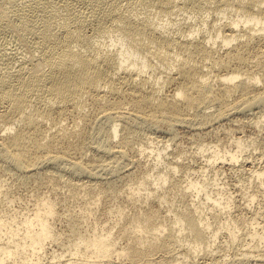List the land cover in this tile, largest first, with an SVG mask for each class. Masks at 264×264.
I'll return each mask as SVG.
<instances>
[{
    "label": "bare ground",
    "instance_id": "obj_1",
    "mask_svg": "<svg viewBox=\"0 0 264 264\" xmlns=\"http://www.w3.org/2000/svg\"><path fill=\"white\" fill-rule=\"evenodd\" d=\"M251 110L263 143L264 0H0V264L57 263L47 239L71 246L59 264H264L262 153L246 166L229 130L231 144L192 149L197 167L137 140L208 136ZM225 165L244 203L220 184Z\"/></svg>",
    "mask_w": 264,
    "mask_h": 264
},
{
    "label": "rangeland",
    "instance_id": "obj_2",
    "mask_svg": "<svg viewBox=\"0 0 264 264\" xmlns=\"http://www.w3.org/2000/svg\"><path fill=\"white\" fill-rule=\"evenodd\" d=\"M182 14H179V17H182L181 16ZM8 36L11 38V36L10 35H7V37L5 36V39H6V43H8L9 45H13V44H15L14 43V41L12 40V38L10 39H8ZM1 40H4V37H2L1 38ZM12 41V44L10 43V42ZM9 45H7V46H9ZM20 50V49H19ZM170 88H171V86H170ZM257 110H259V109H257ZM251 112H252V110H251ZM250 111L248 112V113H246V114H244V115H240V116H235V117H233V118H231V119H233L232 121H231V119H229V120H224L223 122L222 121H220V123H221V125L223 126L224 124V126L222 127L221 125H220V123L218 122V123H215L214 124V126L216 125V127H212L210 130L212 131H210V133L208 132V136H206L207 135V133L206 132H194L193 131V129H191L190 127H186V126H178L177 128H178V130L179 131H176L177 129H175L174 131H173V135H171L170 133H168V131H163L164 129L161 127H157L156 128V131H155V128L154 127H152V128H146L145 130L146 131H144V129H142L143 131H144V133H146L145 134V136L148 138H144L145 136H144V134H142L143 132H142V130L139 132L140 134L138 135V138H137V140L139 139H141V141H139L138 140V142H144L143 143V146H144V144L147 142L148 144L147 145H152V143L153 142H155L154 140H156V142H155V144L153 143V146H157L156 144L158 143V146H160V145H162V144H171V145H169L168 147H167V150H168V152H167V155L166 156H168L170 153L169 152H171L175 147H177V149H183L184 148V150H186V151H189L188 152V154H187V152L186 151H184V153H186L185 154V156H186V159L188 158V156H189V160H186L185 159V161L187 162V161H190L192 164H194V165H197V167L198 166H202L203 165V159H204V157H203V159H202V156H200V154H199V156L200 157H197V158H191L190 159V157H191V155L193 154V152L195 151V149H196V147L197 146H200L201 144H199V143H206V142H208V144L210 145V144H213V143H211L212 141H216L217 142V138L220 140V141H218L219 143H221L222 142V145H227V143H228V145L229 144H231V142H232V140H233V132H234V135L235 136H237L238 134V136H242L243 135V137H241V139H242V141L244 140V139H246V140H244L243 141V148L245 149L243 152H242V155L245 157V155H246V158H249V159H246L245 160V164H246V166H249V165H256V166H260V163H261V158H264V142L263 143H255V141L253 142L252 141V139L253 140H255V137H256V135H257V137H258V135H260V131H258V133H257V130L258 129H256L255 127H253L251 124V121H252V119L254 120V116H255V118H256V116L258 115V114H260V113H258V114H253V112L251 113ZM262 112V111H261ZM255 113V112H254ZM249 117H248V116ZM251 115V116H250ZM252 115H253V117H252ZM242 116V117H241ZM236 117H238L237 119H235ZM242 118V119H241ZM249 118H250V120H249ZM252 118V119H251ZM248 121H247V120ZM66 120V119H65ZM64 120V121H65ZM234 120H237V121H235L234 122ZM239 120V121H238ZM244 122V123H242V121ZM67 121V123L69 122V120H66ZM65 121V122H66ZM231 124H230V123ZM233 122V123H232ZM237 122V123H236ZM250 122V123H249ZM263 122H264V120H263ZM224 123V124H223ZM229 123V125H227ZM237 124V126H236V124ZM245 123H246V127H243V126H245ZM233 124V125H232ZM239 124L242 126V127H240L239 126ZM68 125H71V123H69ZM220 125V126H219ZM227 125V126H226ZM234 126L233 128H231L232 126ZM249 125V126H248ZM231 126V127H230ZM251 126V127H250ZM185 127V128H184ZM217 127H219L218 129H217ZM226 127H228V128H226ZM233 130H231L230 128ZM238 127V129H236ZM241 128V130H240V128ZM254 128V130H252L253 128ZM183 128V129H182ZM187 128V129H186ZM190 128V129H189ZM220 128H221V131H219L220 130ZM251 130H250V129ZM153 131H152V130ZM161 129V130H160ZM163 129V130H162ZM186 129V130H185ZM217 131H216V130ZM226 129H228V130H226ZM242 129H244V131L242 130ZM149 130V131H148ZM159 130V131H158ZM192 130V131H191ZM232 132V133H230V131ZM237 130V131H236ZM152 131V132H151ZM229 131V133L227 134V132ZM241 131H243L242 133H240ZM255 132V133H253V132ZM149 132H150V134H149ZM161 132H163V133H161ZM190 132H192V133H190ZM217 133V135L215 136V138H214V133ZM221 132H223V133H221ZM238 134H237V133ZM151 133H154V134H152L151 135ZM200 133V134H199ZM203 133V135H201ZM204 133H205V135H204ZM219 133V134H218ZM225 133V134H224ZM252 133H253V135H252ZM149 134V135H148ZM157 134V135H156ZM159 134H161V136L162 137H160L161 138V140L163 141L164 140V142L162 143L161 142V140H160V138H159ZM167 134H170L171 136H167ZM177 134V137L175 136ZM196 134V135H195ZM198 134H199V136H198ZM232 134V135H231ZM237 134V135H236ZM249 134V135H248ZM251 134V135H250ZM142 135V136H141ZM155 135H156V137L158 136V138H153V137H155ZM210 135V136H209ZM222 135H223V137H222ZM224 135L226 136L227 135V137H224ZM228 135L229 136H233L232 137V139H230L229 137H228ZM254 135H255V137H254ZM140 136V137H139ZM166 136H167V138H166ZM197 136V137H196ZM202 136H203V138H202ZM205 136H206V138H205ZM248 138H247V137ZM251 136V137H250ZM141 137H143V138H141ZM153 138V140H152V142H151V144H149L150 142V140ZM169 137H174L173 139L171 138V140H173L172 141V143H171V141H170V138ZM199 137H201L200 139H198ZM209 137V138H208ZM211 137H213V139H211ZM217 137V138H216ZM254 137V138H253ZM256 137V139H258ZM149 138H151L150 140H149ZM223 138V139H222ZM225 138H227V139H225ZM229 138V139H228ZM244 138V139H243ZM146 140V141H144V140ZM159 141H158V140ZM165 139H167V141L169 140V142L168 143H166L167 141H165ZM204 139H208V140H205L204 141ZM209 139L211 140V141H209ZM214 139H216V140H214ZM225 139V140H224ZM143 140V141H142ZM248 140V141H247ZM177 142V144H176V142ZM226 141H228V142H226ZM160 142H161V144H160ZM210 142V143H209ZM230 142V143H229ZM253 142V143H252ZM176 145H178L179 146V148H178V146H176ZM248 143V148L250 149V147L252 148V146L254 145V146H256V147H253V149L255 148L256 150H257V153H256V150L254 149H252V151L251 150H249V152H248V150H247V144ZM172 144L174 145V147L172 146ZM249 144H250V146H249ZM181 145V146H180ZM260 145V146H259ZM196 146V147H195ZM258 146H259V148H258ZM170 147V148H169ZM171 147H173V149H171ZM195 147V148H194ZM263 148V149H262ZM194 151H193V150ZM224 149H229L228 147H221V150H224ZM259 149H262V150H259ZM147 150L149 151V149L147 148ZM191 150H192V152H191ZM208 149L207 148H204L203 150H202V152H204V153H206L207 154V151ZM258 150H259V152H258ZM182 151V152H183ZM205 151H207V152H205ZM263 151V152H262ZM191 152V153H190ZM251 152V153H250ZM253 152V153H252ZM203 153V154H204ZM249 153H250V155H249ZM260 153H262V157L260 156V159H259V157L257 158V156H259V155H257L256 156V158H255V156H253V155H256V154H260ZM149 154V155H148ZM148 154L147 155H145L144 156V154L142 155V156H144V158L145 159H147V157H149L148 158V160H151L150 158H152V157H150V152H148ZM172 154V153H171ZM171 154L167 157V159L168 158H170V156H171ZM241 155V156H242ZM250 157H249V156ZM261 155V154H260ZM151 156H153V155H151ZM253 156V157H252ZM241 158H243V157H241ZM241 158L239 159V161L236 163V165L238 164H240V160H241ZM169 160V159H168ZM243 160L244 159H242V162H243ZM253 160V161H252ZM229 162V161H228ZM249 162V163H248ZM259 162V163H258ZM251 163V164H250ZM253 163V164H252ZM226 164V163H225ZM258 164V165H257ZM224 168L225 169H223L221 172V174H220V180L222 181H220V180H218L219 182H221L220 184H224V186L226 187V190L227 191H231L230 193H231V195L232 196H234V198H235V200H234V203L237 201V200H239L238 202L241 204V203H244L245 202V199H244V197L243 198H241L242 196H239V194H240V191H241V188H238L239 187V185L238 184H240L239 182L237 183H235V181L237 180V181H239L238 180V176H237V173L235 174L234 172V170H232V169H226V165L224 166ZM198 169V168H197ZM196 169V170H197ZM178 173V172H177ZM180 173V172H179ZM197 178H199V175H198V173L196 172V171H194L193 170V172L190 174V176H189V179H191V180H194V179H197ZM12 179V177L10 178V177H8V175L5 177V181H10ZM224 181V182H223ZM232 182H234V183H232ZM222 184V185H223ZM232 185H234L235 187H233ZM238 186V187H237ZM228 187V188H227ZM26 191V190H25ZM24 190H22V192L21 193H26ZM236 191V192H235ZM238 191V192H237ZM229 192H227V193H229ZM14 196H15V202H14V205L15 206H17L18 207V205H19V207H20V211L21 212H26L27 210H28V212H31V208L33 207L32 205H30L31 204V200H29V198H30V196L29 195H25V194H20L19 195V193H17V192H15L14 193ZM19 196V198H17ZM236 197H238V198H236ZM239 198H241V199H239ZM6 200V195L5 194H3V195H0V211H2V212H5L6 210H7V208L5 207L6 206V204H4V201ZM243 200H244V202H243ZM76 201H74L73 203L74 204H77V202L75 203ZM106 202V204H107V202L108 201H105ZM105 202H104V205H105ZM238 202H236V203H238ZM29 203V207L28 208H25V207H23V206H20V205H24V204H28ZM234 203L231 205V211H233V210H235L236 209V206H234ZM255 204H256V201L254 202ZM254 203H252V205H251V208L250 209H252V207H254L255 205H254ZM108 204H109V202H108ZM156 205V204H155ZM145 206H147V205H145ZM233 206V207H232ZM131 207V206H130ZM103 208V207H102ZM130 210L129 211H131L133 208H129ZM233 209V210H232ZM62 210V208L61 207H59V208H57V211L58 212H60ZM1 212V213H2ZM100 212H102V210L100 209ZM99 212V215H98V217H100L101 219L103 218V220L102 221H98V222H95V223H97L98 224V226H103V225H108V224H110L112 221H108V220H106V219H104V217H105V215L103 214V213H100ZM100 214H103V215H100ZM55 230H56V232H60L61 230H63L64 229V226L63 225H61V223L60 222H58V221H56L55 222ZM87 228V227H86ZM116 226L115 227H113L112 229H111V232H112V234H114L115 232H116ZM88 229V228H87ZM2 237V236H1ZM58 241H56V240H52V239H47L46 241H45V252H43L42 254L43 255H45V256H47V260H49V261H57V263H54V264H59V262H60V260L62 259L61 257H64V256H66L67 254H68V252H69V248H71V246H68V245H66V243H65V245H63L62 243H57ZM120 242H121V240H120ZM228 253H231V251L230 250H228ZM61 258V259H60ZM60 259V260H59ZM200 260H199V262L201 263V258H199ZM44 260H45V258H44Z\"/></svg>",
    "mask_w": 264,
    "mask_h": 264
}]
</instances>
